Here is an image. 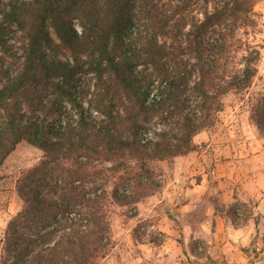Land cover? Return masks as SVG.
I'll list each match as a JSON object with an SVG mask.
<instances>
[{
    "label": "trees",
    "instance_id": "1",
    "mask_svg": "<svg viewBox=\"0 0 264 264\" xmlns=\"http://www.w3.org/2000/svg\"><path fill=\"white\" fill-rule=\"evenodd\" d=\"M257 1L0 0V167L41 151L15 175L0 264H98L111 209L159 186L150 163L193 151L228 93L264 138Z\"/></svg>",
    "mask_w": 264,
    "mask_h": 264
},
{
    "label": "rangeland",
    "instance_id": "2",
    "mask_svg": "<svg viewBox=\"0 0 264 264\" xmlns=\"http://www.w3.org/2000/svg\"><path fill=\"white\" fill-rule=\"evenodd\" d=\"M254 9L260 59L250 90L264 93V0ZM246 96L222 98L217 122L194 137L193 151L150 163L159 186L134 208L111 209L113 246L98 264H264V138L249 121ZM40 156L20 142L1 165L0 228L20 207L15 175ZM230 204L248 220L233 222Z\"/></svg>",
    "mask_w": 264,
    "mask_h": 264
}]
</instances>
